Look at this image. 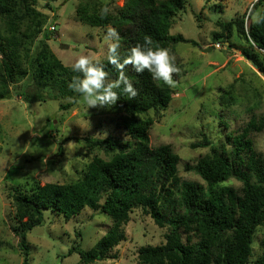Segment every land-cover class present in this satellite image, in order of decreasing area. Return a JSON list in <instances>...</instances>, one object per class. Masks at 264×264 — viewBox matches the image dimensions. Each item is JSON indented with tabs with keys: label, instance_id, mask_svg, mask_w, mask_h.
<instances>
[{
	"label": "trees",
	"instance_id": "16d2710c",
	"mask_svg": "<svg viewBox=\"0 0 264 264\" xmlns=\"http://www.w3.org/2000/svg\"><path fill=\"white\" fill-rule=\"evenodd\" d=\"M43 1L0 0V101L12 99L21 86L17 94L28 103L61 101L60 110L68 111L80 102L78 94L67 87L79 74L51 49L49 41L54 32L45 29L48 17L42 10L53 7L49 2L43 5ZM192 1L129 0L116 13L109 11L102 17L101 8L107 4L84 0L77 8V18L92 28L115 27L121 38L122 61L132 46L143 45L145 37L151 38L153 48H167L170 52L180 43L198 47L194 40L171 34L177 17ZM263 2L260 0L255 8L258 10ZM217 6L222 10V4ZM245 17L219 21L214 44L229 43L228 48L238 49L243 58L253 60L264 73V23H251L247 28ZM233 39L242 42V47ZM100 62L110 79L118 75L107 60ZM125 71L139 94L130 100L118 90L121 98L109 122L124 131L131 142L122 143L112 134L84 138L87 149L102 152L109 159L95 156L84 177L76 182L35 187L26 184L10 190L17 225L14 232L20 238L24 264H30L29 234L44 223L46 211L63 215L68 222L88 207L101 209L113 224L93 248L70 250L69 255L79 253L77 264L116 259L113 251L126 240L124 226L138 208L157 226L168 229L164 244L140 248L139 264H249L256 234L259 228L264 229V155L252 138L254 133L264 132V113L260 112L263 103H258L256 108H262L242 130L228 133L223 143L216 145L204 135L205 141L192 145L195 149L210 148V153L185 167L187 172L199 175L204 184L186 181L180 176L181 156L168 144L153 147L150 139L155 124L150 114L159 118L168 111L180 74L173 77L176 86L169 87L153 80L147 70L136 73L128 66ZM250 71L262 81L257 72ZM240 81L236 80L229 89H220L223 108L238 104L234 91ZM31 88L33 92H26ZM223 125L229 129V123L223 121ZM2 150L0 146V153ZM232 180L238 181L240 187L229 184ZM256 264H264V254Z\"/></svg>",
	"mask_w": 264,
	"mask_h": 264
},
{
	"label": "rangeland",
	"instance_id": "374dc122",
	"mask_svg": "<svg viewBox=\"0 0 264 264\" xmlns=\"http://www.w3.org/2000/svg\"><path fill=\"white\" fill-rule=\"evenodd\" d=\"M101 1L116 13L129 0ZM259 1L193 0L177 17L171 30L172 35L181 34L196 41L198 47L180 43L171 51L181 68L178 90L167 112L159 118L153 112L150 114L155 119L150 139L153 147L168 144L181 156L179 170L183 180L204 184L199 175L185 170L187 164H195L210 153V148L192 147L205 141L204 135L219 145L226 140L228 133L242 130L253 114L262 108H256L260 101L263 103L260 112L264 113V78L238 49L228 48L229 43L214 44L213 39L220 31L219 21L230 22L238 16H246L249 8ZM48 2L53 9L42 11L48 17L45 29L54 32L49 44L65 65L71 66L79 55L107 60L104 39L107 29L92 28L77 18V8L84 0H45L43 5ZM219 4H222V10L217 8ZM260 9H264V2ZM250 25L248 21L247 28ZM232 41L239 46L242 43L237 39ZM213 46L211 52L202 51ZM250 69L257 72L262 81L252 76ZM238 79L241 81L234 91L238 104L223 108L220 89H229ZM20 91L21 86H18L12 99L0 101V146L3 148L0 153V264H24L20 238L14 232L17 226L15 208L9 195L12 188L26 184L35 187L38 184L76 182L84 177L95 156L109 159L102 152L87 149L84 138L112 134L122 143L131 142L124 131L117 130L109 122L117 112L116 105L88 108L80 100L73 109L61 111V101L28 103L17 94ZM27 91L33 92V89ZM223 121L229 123V129H225ZM68 137L73 140L67 141ZM252 138L256 149L264 155V132L254 133ZM229 184L238 188L241 185L236 180ZM112 224V219L101 209L88 207L68 222L63 215L46 211L44 223L28 237L30 264H77L80 255L78 252L69 255L70 250L93 248ZM124 232L126 240L113 251L117 258L95 264H139L140 248L164 244L168 229L157 226L142 208H138L131 214ZM253 249L249 264H256L264 254L263 228H259L256 234Z\"/></svg>",
	"mask_w": 264,
	"mask_h": 264
},
{
	"label": "clouds",
	"instance_id": "9594fccd",
	"mask_svg": "<svg viewBox=\"0 0 264 264\" xmlns=\"http://www.w3.org/2000/svg\"><path fill=\"white\" fill-rule=\"evenodd\" d=\"M110 9L107 6L101 8L100 15L107 16ZM246 22L252 24L264 23V9L257 10L252 5L247 14ZM107 42L106 59L112 65L118 75L110 79V74L105 66L89 55H79L71 65L75 75L67 87L78 94L88 108H111L121 98L120 92L135 99L139 92L126 74L125 69L131 66L136 73H143L146 70L151 74L153 80L163 81L169 87H175V75H179L181 68L176 64V57L167 48H153L150 37H145L143 45L137 43L129 49V54L121 61L119 49L120 36L118 31L109 26L104 37ZM71 144V142L69 143Z\"/></svg>",
	"mask_w": 264,
	"mask_h": 264
},
{
	"label": "water",
	"instance_id": "95a60500",
	"mask_svg": "<svg viewBox=\"0 0 264 264\" xmlns=\"http://www.w3.org/2000/svg\"><path fill=\"white\" fill-rule=\"evenodd\" d=\"M213 49H214V46L204 49L202 51L211 52ZM247 61L264 78V73L260 72L258 65L253 60H247Z\"/></svg>",
	"mask_w": 264,
	"mask_h": 264
},
{
	"label": "built area",
	"instance_id": "2783aa9c",
	"mask_svg": "<svg viewBox=\"0 0 264 264\" xmlns=\"http://www.w3.org/2000/svg\"><path fill=\"white\" fill-rule=\"evenodd\" d=\"M255 5V4H254ZM52 29H53V31L55 30V28L54 27H52Z\"/></svg>",
	"mask_w": 264,
	"mask_h": 264
}]
</instances>
